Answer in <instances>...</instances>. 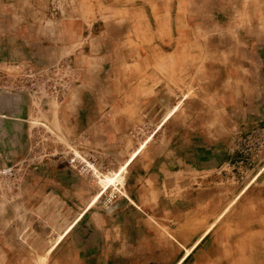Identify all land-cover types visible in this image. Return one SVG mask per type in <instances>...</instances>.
Listing matches in <instances>:
<instances>
[{"label": "crops", "instance_id": "0c3cea01", "mask_svg": "<svg viewBox=\"0 0 264 264\" xmlns=\"http://www.w3.org/2000/svg\"><path fill=\"white\" fill-rule=\"evenodd\" d=\"M136 1L0 0V52L11 61L23 53L28 56L29 42H36L29 56L35 57L38 66L47 67L72 55L77 65L100 70L107 66L108 56L103 54L113 46L102 47L104 33L96 32L94 24L100 22L107 30L112 24L111 34L128 38L126 26L137 20ZM139 1L157 16L159 36L168 44L180 41L184 29L199 33L202 47L178 48L194 56V77L201 83L197 104L190 111L181 110L185 95L173 101L177 95L172 86L158 88L160 82L151 66L140 81L129 83L128 90L124 83L113 81L111 91L80 96L83 103L94 100L95 107L87 105L89 109L75 114L73 119L83 123L79 130H64V136L75 137L73 146L78 152L92 151L89 146L103 155L110 153L116 164L111 172H116L148 140L147 144L128 165L123 184L110 187L92 207L89 205L100 185L90 170H81L86 159H55L38 165L24 180H13L10 185L18 181L22 186L19 184L18 195L12 198L8 192L14 187H4L0 264H264V189L254 198L252 192L245 196L259 174L252 173L264 161V147L254 166L253 160L240 158L233 151L236 128L244 133L253 123L251 131L264 132V0H175L176 38L167 11L173 1ZM55 3L63 8L60 18L46 15ZM104 6L111 8L108 16L101 11L107 9ZM195 16L200 18L194 19L192 28L183 26ZM139 19L147 27L143 15ZM203 23L209 26H196ZM140 31L135 37L147 43L146 32ZM193 34L191 38H197L196 32ZM238 39L247 45L251 62L237 66V75L227 74L234 58L223 63L218 57L236 55ZM83 41H89V48L85 47L92 54L79 49ZM135 51L131 56H136ZM149 54L160 59L166 56L147 53L144 45L138 57ZM147 97L155 105L149 122L156 128L131 152L126 132L144 121L142 111L147 117ZM22 102L0 97V138L8 135L15 142L14 137L24 133ZM175 107L176 112L166 119ZM70 144L65 138V147L71 148ZM6 145V151H20ZM98 164L95 170H101ZM238 166H244L245 171L237 183L220 176L226 167ZM105 199L110 203L103 204ZM34 213L37 221L32 219ZM26 221H32L34 229ZM25 232H33L31 242L23 241ZM61 235L63 239L57 242Z\"/></svg>", "mask_w": 264, "mask_h": 264}, {"label": "rangeland", "instance_id": "374dc122", "mask_svg": "<svg viewBox=\"0 0 264 264\" xmlns=\"http://www.w3.org/2000/svg\"><path fill=\"white\" fill-rule=\"evenodd\" d=\"M172 1L173 7H171L170 9V7L168 6L169 10L167 11L169 12L168 20L170 21L172 27V34L174 38H176L175 27H173L176 26V8L174 7L175 0ZM105 3L106 2L103 1V4ZM127 4L128 2L124 4L125 10H128L127 8H129ZM141 4L142 2H140L139 0L136 1L137 8L136 13L134 14L137 17V20L130 21V23H128L126 26L125 31L128 32V38H124V36H120L118 38L117 35H115L116 32H113L111 34L110 31L112 29V24L108 27V29L110 30H107L106 26L103 27V24H101L100 22L94 24L97 27L96 30L94 29L96 32L101 31L104 33V38L101 41L102 47L105 46L104 48H110L111 45L113 46V49H110V51H107L105 52V54H103L108 56V60H106V62L104 63L108 66V68L107 66H102L100 70H98V68L97 70H88V68H90L91 66H85L82 64L77 65L75 63L76 60H74V56L72 55L64 56V58H60L61 60L55 58L56 61L47 67L38 66V64L35 63V57L32 55L30 58L29 56L31 52L30 49L35 48L34 44L36 42H33L32 44L29 42L30 47L27 48L29 50L28 56L23 53V55H21L19 58L13 56L11 58V61H9L10 57H7L0 52V90L14 91L18 93L23 92L25 94H28L26 96V99H24L25 103L23 104L25 113L23 116L25 118L24 133L17 134L14 137V139L16 140L15 142H13V138L9 137L8 135L0 138V169L5 166H14V170H16L18 177L24 180L31 174V171L34 168H36L38 165L43 164L44 162H47L48 160L52 161L55 159L59 160L65 158H72L76 160L86 159L89 162H94L95 165L100 162V164L98 165L102 167V171L99 169H94V175L93 172H89L90 175L95 176L97 182L100 185L99 191L96 194H100V198L110 187H112L109 186L108 188H104V184L100 181V179H102L103 176H113L115 173H119L120 176L117 183L123 184V174L128 166H126L122 171L120 168L116 172H111L112 165L115 163L114 156H112L110 153H104L105 155H103L100 152H96V150L98 149L90 148L89 146L86 147H88V149H91L92 151L86 150L83 151V153L78 152V150H76L77 147H74L75 143H73L75 137L64 136L65 128L79 130L80 126L83 124L79 119H73V117H76L75 114H77L81 110L86 111L85 109H89L90 107H87V105L95 107V103L93 104L94 100H89V103H83L80 96L84 95L86 97V93H88V95H92L94 97L96 91L98 90L101 91L107 89L108 91H111L113 88V81L124 83L126 89L128 90L129 83L131 81H135L136 79L140 81L144 76L146 69L151 66V68L155 67L154 69L152 68V71L158 77V81L160 82L158 88L162 87L165 84H169L170 86H172L171 90L177 95V97L172 99L173 101L176 98L185 95V100L183 101L181 110L184 109L190 111L194 104H197L196 101L199 100L197 99L199 97V95L197 94V92L199 91L198 84L201 83H198L196 81L197 76L194 77L193 66L196 62H193L194 56H191V52L185 54L184 52H181V46L194 48L196 46L202 47V42L198 39L199 33H197L195 29H188L189 31L184 29V34L180 41L173 40L171 44H168L166 39H163L159 36L160 21L156 19L157 16L150 12V8H142ZM105 7L106 6H104V8ZM162 8L163 7H161L160 12H162ZM62 9L63 8L58 7L55 3L53 8L49 7L48 13L46 15L50 18H60L63 16V12L61 13ZM101 11L108 16L111 8H107L106 10L101 9ZM184 11H186V9H184ZM142 15L143 19L147 20V27L142 26V20L139 19ZM97 16L98 19L99 15ZM196 17L197 16H195L192 21H188V24L185 23L183 26L185 27L187 25L192 28L193 25H191V23H193L194 19H197ZM199 18L200 17L198 16V19ZM186 21L187 20H185V22ZM196 26L208 27L209 25L203 23ZM114 29H118L116 25H114ZM140 29L143 31V34H145L146 32L147 43L142 44L143 42L141 43V41L137 40V38L135 37V32L139 31ZM94 30H92L91 32L94 33ZM193 31L196 32L195 35L197 38H191L192 36H194ZM167 32L169 33V30H167ZM112 38H114V40ZM89 41H83L79 49L84 48L81 49V51H83L84 54L90 55L92 54V51L88 49ZM237 41L239 42V50L236 52V55L224 54L218 57V60L220 62L223 61V63L225 61H228V59L234 58V62L232 64L230 62V70L227 71V74L231 72L234 75H237L239 73V67L237 66L245 67L247 66L246 64L250 65L251 62L249 53H247V45H245L243 41H239V39ZM175 42L176 44H178L176 45ZM117 44H119V46ZM123 45L127 46L123 47ZM144 45H147V53L149 51H151V53L156 51L163 53V55L166 54V56H164V59H160L159 56L154 57L150 54L147 55V58L143 56L138 57L139 50L143 49ZM85 46H87L88 48ZM129 48L132 50H130ZM178 48L181 51H179ZM134 50H136L135 57L131 56L130 53ZM103 55L101 56V58L103 57ZM4 58L6 59L3 60ZM158 66L159 69H157ZM160 67L163 68L161 69ZM118 88L122 90L121 87ZM168 93L169 92H167V94ZM55 95H59L57 99H55ZM149 100L150 98L147 97V117H145L146 114H144V112L142 111L141 116L144 118V121H142L141 123H136V126H134L133 129L126 132V136L132 142L131 152L138 148V146L146 140V137L147 139L151 137L153 130L156 128L155 124L150 125L149 122L151 119L150 113L152 111H155V105L149 103ZM165 101H170V98H166ZM176 110L177 107H175L173 111L167 115L166 119H169L176 112ZM152 114L153 116H155V113ZM145 118H147V120ZM85 121L86 120H84V122ZM251 124L249 125L253 127L254 124ZM250 129L248 130L249 132L244 130V133L243 131L240 132L238 128L235 129L233 146H236V149L238 148V150L234 148L233 151L240 158L253 160V162L251 163H256L255 160H257L258 157L260 159V154L264 147V132L259 129H253L252 131ZM65 138L66 142L72 141V144H70L72 146L71 148L69 146L65 147ZM147 141L140 145V147L138 148L140 150H136L139 151L137 152L136 156L144 149ZM11 142L16 144L12 146ZM6 144H9L11 148L19 147L20 151H6ZM248 148L251 150V152L247 151L246 153H244V151ZM80 149L83 150L82 147ZM2 151L5 153H2ZM233 151L232 155L234 153ZM135 157H133V159ZM255 163L252 166H254ZM243 167L244 166H238L233 169L231 167H226L225 170L222 171L220 176H222L223 179L227 180L228 182H232L231 180L233 179V181L237 183L238 181H240L242 172L245 171ZM246 167L253 168L251 166ZM257 173L259 174L253 179L252 183H250L251 188L247 190L245 196L249 195V193L252 192V196L251 194L249 196L253 197L255 195H258L260 189H264V161H262V163L257 166L252 174L256 175ZM252 178L250 180H252ZM20 183L21 182L17 181L16 185L13 186L14 189H11L10 192H8L10 198H12V196L16 194L18 195V187ZM0 186V197H2L3 194H6V191L4 190V185H2L1 182ZM21 186L22 184H20V187ZM262 193H264V191ZM98 199L96 200V202L98 201ZM108 199L103 200L102 203H110ZM94 203L90 204L89 206L92 207ZM35 214L36 213L32 214L31 216L32 219H36L37 221V219L39 218L36 216L37 214ZM27 223L29 222L26 221V224ZM30 223L28 225L32 226V228L34 229L32 221H30ZM68 232H66V234ZM31 238H33V232H25L22 239L23 241L26 240L25 242L28 243L31 242Z\"/></svg>", "mask_w": 264, "mask_h": 264}, {"label": "built area", "instance_id": "2783aa9c", "mask_svg": "<svg viewBox=\"0 0 264 264\" xmlns=\"http://www.w3.org/2000/svg\"><path fill=\"white\" fill-rule=\"evenodd\" d=\"M58 96L59 95H55V99H57ZM247 151L251 152V150L248 148L247 150L244 151V153H246ZM82 163H83L82 164V169H81L82 171H88V170H90L91 172H93V174L95 173L94 172V169H95L94 168L95 167L94 162H92V161L89 162V161L84 160ZM0 174H1V176H0V182L6 188H8L7 185L12 184L13 180H15L16 177L18 176L16 170H14V166H5V167H2V169H0ZM10 186H13V185H10ZM0 189H1V186H0Z\"/></svg>", "mask_w": 264, "mask_h": 264}, {"label": "bare ground", "instance_id": "6f19581e", "mask_svg": "<svg viewBox=\"0 0 264 264\" xmlns=\"http://www.w3.org/2000/svg\"><path fill=\"white\" fill-rule=\"evenodd\" d=\"M143 145H144V144H143ZM143 145H142V146H143ZM138 150H140V149H138ZM137 152H139V151H135L133 154H131L130 158H129V159L124 163V165L121 167V171H122L126 166H128V164L131 163V161L133 160V157L136 156ZM119 176H120L119 173H115L113 176H103V178L100 179V181L104 184V188H108L109 186L117 187V186H118V185H117V182L119 181ZM116 185H117V186H116ZM99 195H100V194L96 195L95 198L92 200V202H91L90 204H93L94 202H96V200L99 198ZM71 227H72V226H71ZM71 227H69V229H67L66 232H68V231L70 230ZM62 237H63V235L59 236V237L57 238V242H58V241L60 242L61 239H62Z\"/></svg>", "mask_w": 264, "mask_h": 264}, {"label": "water", "instance_id": "95a60500", "mask_svg": "<svg viewBox=\"0 0 264 264\" xmlns=\"http://www.w3.org/2000/svg\"><path fill=\"white\" fill-rule=\"evenodd\" d=\"M1 55V54H0ZM28 94H25V93H23V92H14V91H6V90H0V97H7V98H9V99H11V100H13L15 103H17V101H18V103L20 102L21 103V101L23 100V104L25 103V100L24 99H26V96H27ZM29 97V96H28ZM23 112H24V109H23ZM25 114V113H24ZM10 118V117H9ZM24 118V117H23ZM3 121H5V120H3ZM7 122H9V120L7 121ZM24 126H25V123H24ZM21 128V127H20ZM19 128V129H20ZM24 128V127H23Z\"/></svg>", "mask_w": 264, "mask_h": 264}, {"label": "flooded vegetation", "instance_id": "af4514ba", "mask_svg": "<svg viewBox=\"0 0 264 264\" xmlns=\"http://www.w3.org/2000/svg\"><path fill=\"white\" fill-rule=\"evenodd\" d=\"M17 177H18V176H17ZM17 177H16V178H17Z\"/></svg>", "mask_w": 264, "mask_h": 264}]
</instances>
